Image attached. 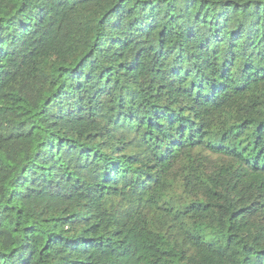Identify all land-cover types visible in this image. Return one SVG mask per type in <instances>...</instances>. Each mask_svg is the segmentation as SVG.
Instances as JSON below:
<instances>
[{"label": "trees", "instance_id": "trees-1", "mask_svg": "<svg viewBox=\"0 0 264 264\" xmlns=\"http://www.w3.org/2000/svg\"><path fill=\"white\" fill-rule=\"evenodd\" d=\"M0 264H264V0H0Z\"/></svg>", "mask_w": 264, "mask_h": 264}, {"label": "rangeland", "instance_id": "rangeland-1", "mask_svg": "<svg viewBox=\"0 0 264 264\" xmlns=\"http://www.w3.org/2000/svg\"><path fill=\"white\" fill-rule=\"evenodd\" d=\"M172 161V156L168 158L166 162L163 163L164 167H168L170 165V162Z\"/></svg>", "mask_w": 264, "mask_h": 264}]
</instances>
